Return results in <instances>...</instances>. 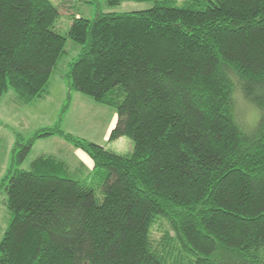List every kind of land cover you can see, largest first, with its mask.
<instances>
[{
  "label": "trees",
  "instance_id": "trees-1",
  "mask_svg": "<svg viewBox=\"0 0 264 264\" xmlns=\"http://www.w3.org/2000/svg\"><path fill=\"white\" fill-rule=\"evenodd\" d=\"M157 1L73 15L64 35L53 0H0V103L43 96L70 38L82 50L62 118L71 92L89 95L117 114L109 141L133 143L120 154L59 123L18 133L0 264H264V0ZM236 89L261 112L254 126L236 115ZM56 135L92 158L88 178L54 157L21 167Z\"/></svg>",
  "mask_w": 264,
  "mask_h": 264
},
{
  "label": "rangeland",
  "instance_id": "rangeland-1",
  "mask_svg": "<svg viewBox=\"0 0 264 264\" xmlns=\"http://www.w3.org/2000/svg\"><path fill=\"white\" fill-rule=\"evenodd\" d=\"M53 1L58 5L61 13L57 29L64 35H67L68 33L73 15L92 19L96 17L99 11H141L151 8L158 3L157 0H126L119 5L110 6L106 3V0ZM164 1L165 0H159V3L162 4ZM193 1L194 0H170L169 3L182 6L188 2L189 5H192ZM81 50L82 45L80 43L68 38L65 51L60 56L49 82V87L52 90V93L48 100L37 101L35 103L36 105H26L25 103L18 104L14 101H10L8 100L9 96H4V103L0 106V185L2 184V178L7 173V166H10L12 163L13 149L17 145L18 133H22L27 140L31 136H34L37 130L54 127L59 123L58 125H61L66 132L90 139L99 144L103 143L115 151L113 148L115 140L111 142L109 139L108 141L103 139L104 131L114 110L112 107L91 104L88 100L92 97L80 92L79 94L82 96V99L80 100L79 98L77 102L74 103L76 92L73 91L71 92L73 97L70 106L71 110L69 108L65 115L66 117L62 118L63 106L68 103V91L65 87L69 85V70L71 62L80 55ZM233 100L236 115L239 120L249 127L257 124L261 112L255 104L244 97L240 89H236L234 92ZM59 138L60 137H54L53 139L38 141L21 167L32 170L34 168L32 166L33 161L36 159L37 155L41 153L45 152L46 154H52L54 155L53 157H56L57 155L63 156L61 149L69 148L73 150L75 148L71 143L65 141V139ZM128 140L131 142L130 139ZM131 144L133 145L132 142ZM132 152L133 150H128L127 152L120 154L130 155ZM97 193L100 195V192ZM4 196L5 191L0 188V239L11 219L10 211L3 204ZM161 233L162 232L155 226L153 229L154 237H160Z\"/></svg>",
  "mask_w": 264,
  "mask_h": 264
},
{
  "label": "crops",
  "instance_id": "crops-1",
  "mask_svg": "<svg viewBox=\"0 0 264 264\" xmlns=\"http://www.w3.org/2000/svg\"><path fill=\"white\" fill-rule=\"evenodd\" d=\"M65 89L68 91L69 87L66 86ZM51 93H52V90L49 87L48 91L43 96H41L39 99H36L32 102H22L18 98V96L16 94H14L13 92H9L8 94H6L5 97L9 96L8 100L14 101L15 103H18V104L25 103L26 105H36L35 103L37 101L48 100ZM5 97L1 101L0 106H1V104L4 103ZM79 98L81 100L82 96L79 94V92H76L74 103H76ZM88 101H90L91 104L99 105L92 98H90V100H88ZM93 107H99V106H93ZM70 110H71V108H70ZM117 120H118L117 114L113 110V112L111 114V118H110V120L106 126L105 131H104V135H103L104 140L108 141L111 131L116 126ZM62 121H64V120H62ZM54 137H60L61 139L63 138V137L58 136V135L47 137V138H41V139H38L36 141L35 145L37 144L38 141L49 140V139H53ZM101 145H104V144L102 143ZM104 146L109 148L108 145H104ZM33 148H32V150H33ZM113 148L115 149L116 152L123 153V152H127L128 150H132L133 145L131 144V142L127 138L121 137V138L116 139L114 141ZM61 152L63 153V156H58V155L56 156L55 155L56 157H54V159L58 160L59 164H61V165H54L57 163L52 162V161L48 162L47 164H49L50 166H52L54 168H57L58 170H60L61 172H63L66 175H69V176L72 175L70 177H73L74 179L88 178L89 174L93 170L94 162H93L92 158L85 151L75 147L73 150L69 149V148L61 149ZM53 156L54 155L46 154L45 152L41 153V154L37 155L36 159L32 163V166H34L35 161L37 162L38 160L47 159V157H53ZM42 165H45V162L42 163ZM8 168H9V165L7 166V170H8Z\"/></svg>",
  "mask_w": 264,
  "mask_h": 264
}]
</instances>
